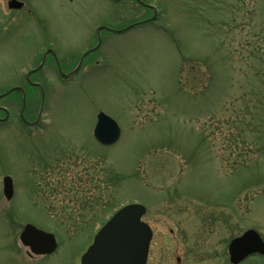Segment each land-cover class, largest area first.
<instances>
[{"label":"rangeland","instance_id":"obj_1","mask_svg":"<svg viewBox=\"0 0 264 264\" xmlns=\"http://www.w3.org/2000/svg\"><path fill=\"white\" fill-rule=\"evenodd\" d=\"M20 1L0 0V94L28 90L0 99V264H81L104 220L132 202L154 232L148 264H230L234 238L264 239V0ZM97 26L117 32L100 30L76 67ZM48 44L76 75L50 61L29 71ZM99 112L122 129L113 146L94 139ZM20 114L40 131L19 130ZM27 223L54 232L58 252L31 254Z\"/></svg>","mask_w":264,"mask_h":264},{"label":"water","instance_id":"obj_2","mask_svg":"<svg viewBox=\"0 0 264 264\" xmlns=\"http://www.w3.org/2000/svg\"><path fill=\"white\" fill-rule=\"evenodd\" d=\"M23 3L13 0L11 8H20ZM96 139L103 145H114L121 137L118 122L101 112L94 131ZM13 181L5 178V195L13 196ZM146 207L142 203H131L118 210L96 234L93 243L81 258V264H146L153 232L143 221ZM21 243L36 255H52L58 249L56 235L33 224H27L21 235ZM231 262L238 264L249 256L264 255V240L250 229L235 238L229 247Z\"/></svg>","mask_w":264,"mask_h":264},{"label":"flooded vegetation","instance_id":"obj_3","mask_svg":"<svg viewBox=\"0 0 264 264\" xmlns=\"http://www.w3.org/2000/svg\"><path fill=\"white\" fill-rule=\"evenodd\" d=\"M11 1V0H10ZM137 1H140V0H137ZM24 5H25V3H24ZM24 5L21 7V9H19L20 11L22 10V8L24 7ZM145 7H147V8H150V6H146V5H148V4H143ZM151 9H153V8H151ZM154 10V9H153ZM155 11V10H154ZM148 20V19H147ZM146 20V21H147ZM146 21H144V22H146ZM101 27H103V26H97L96 27V32H95V37H96V41H97V43L94 45V46H90V47H88L87 48V50H85L82 54H81V56L79 57V61L77 62V64H76V67H79V64H80V62H81V64L83 65L84 63H85V61H86V59L88 58V57H90L92 54H94L98 49H99V47H100V42L99 41H101V32H99L100 30H99V28H101ZM105 27V26H104ZM101 30H106V32H108V33H116V31L117 30H113V29H111V28H108V27H105L104 29H101ZM51 44H52V42H51ZM51 44H48V46L46 47V51H48V50H50V51H48V52H44L45 54L46 53H48L47 54V56H46V62H52V63H54L53 65H54V68H57L58 69V73L62 76V78L63 79H69V78H71L72 76H74V75H76V73H78V72H76V73H72V74H70V72L68 71V72H66V73H64L65 72V70H63V67H62V65H63V62H66L65 60H67L66 58L67 57H62V56H60V52L58 51L57 52V50H55L52 46H51ZM44 57H45V55H44ZM76 56H73V58H75ZM81 65V66H82ZM42 67V66H41ZM82 68V67H81ZM41 69V68H40ZM33 74V73H32ZM26 80H27V82H28V86H30L31 87V89L33 90V89H35V88H38V89H40V91H41V94H42V97H44L45 95H44V92H45V89L43 88V86L41 85V84H39V83H37V82H33V81H31V77L29 78V74L27 75V73H26ZM22 87H20V86H13V91L12 92H20L21 93V95L23 96H25L26 95V92L28 91L27 90V88H24V90H23V88L21 89ZM7 92V91H6ZM6 92H3L2 94H0V99H4V98H6V97H8L9 95H10V93H8V94H6ZM1 112H3L5 115H4V117H1L0 116V123H7L9 120V109L8 108H6V107H1L0 106V113ZM40 112H42L43 113V111L42 110H40ZM22 113V112H21ZM20 118H21V120H22V125H20L19 127V130H22V131H27L28 129V132H29V134H36V132H38V131H40V126H38L39 125V123H40V121H34V120H26V118L25 117H23V115H21L20 114ZM97 122V121H96ZM36 126V128L35 129H32V127H35ZM37 126L39 127V128H37ZM33 136V135H32ZM6 176H8V175H6ZM5 177V176H4ZM13 178V177H12ZM13 188H14V194H15V185H14V180H13ZM3 189H4V184H3ZM13 197H14V195H13ZM11 201V200H10ZM153 235H154V232H153ZM152 243V242H151ZM150 248H151V246H150ZM259 257H264V256H259ZM149 258H150V251H149V257H148V260H149ZM178 261L180 262L181 261V258H179L178 259ZM229 262H230V257H229ZM244 262V261H243ZM243 262H241V263H239V264H242ZM147 264H148V261H147Z\"/></svg>","mask_w":264,"mask_h":264}]
</instances>
